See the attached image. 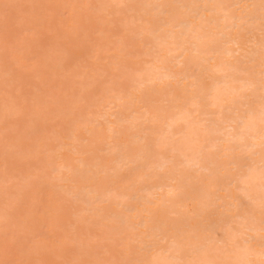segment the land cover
<instances>
[{
  "label": "bare ground",
  "instance_id": "1",
  "mask_svg": "<svg viewBox=\"0 0 264 264\" xmlns=\"http://www.w3.org/2000/svg\"><path fill=\"white\" fill-rule=\"evenodd\" d=\"M227 1L107 0L108 6L125 4L128 7H126V11L132 12L129 18L122 17L123 21L121 20L122 23L119 24H122L123 29L132 28L135 23H138L137 25L142 23L139 25L141 28L136 30L137 33L135 32L136 36L133 35L142 41L147 40L140 44L146 46L141 55L149 57L151 61L149 66L145 64L146 67H136V77L133 79L134 81L132 80L134 91L127 96L120 92L115 96L111 95V99L107 97L108 110L103 113L98 111L97 113L100 114L96 115L97 117L86 118L87 120L85 119L86 121L84 120L82 124H75L74 132H71L72 135L69 137L66 135L71 141L68 143L58 141L55 154L50 155L53 149H48L52 150L48 151L49 157L54 156L59 159L64 154L63 150L65 151L66 148L68 150V146H70V152L80 155L74 160L75 163L78 161L76 164L69 160V162L58 163L55 162L56 160L48 159L54 166L53 169L51 168L52 171H49L52 172L51 176L48 175L49 173L47 175L44 173L41 176L45 179L50 176L52 186L57 189L67 186L65 191L69 201L85 203L86 207H82L83 209L79 212L85 210L84 213L89 212L92 216H97L101 222L105 221L106 223L103 225L107 226L113 234L117 237L120 234L123 235L121 236L122 241L128 239L131 243L134 240L135 243L137 241L139 248L135 250H128L130 248L128 245L125 246L126 252L121 248L123 254H120L121 260L132 259V261L130 260L131 264L133 260L135 261L133 264H189V262L207 261H214L216 264H234L237 261L246 264L247 261H252L253 264H260L259 253L262 240L259 225L262 218L259 216L262 214L260 201L264 198V188L261 184V173L264 171L261 165L264 163V155H262L260 145L264 141V122L261 120L260 106L262 105L259 102V99L261 100L260 79L256 76L261 71V54L264 51V23H262L264 15H262L261 0H233L234 2L232 1L233 3H229V5ZM160 5L164 7H156ZM192 5L199 7L193 8ZM236 7L237 9H235ZM123 10L122 13H124ZM109 11L111 12V10ZM117 12L121 13L120 10ZM92 16L94 18V15ZM155 18H160V23L157 26L152 25ZM247 34L250 35L248 40L246 39ZM247 45L250 49L246 48ZM118 54L123 55L122 53ZM125 56L128 57L129 54ZM227 58L233 60H226ZM126 59L123 61L126 62L125 64H129L131 57ZM115 63L117 64V62ZM125 64L123 66L127 67ZM192 66L198 73L191 70ZM256 66L260 69L255 71ZM117 78L121 80V77ZM205 79H209L207 84ZM181 83H183L181 88L173 87L165 90L166 86H175ZM249 83L254 84L255 87L249 89ZM110 90L107 91V94L111 92ZM239 92H244L245 95L242 93V95L237 94L238 97L234 96ZM163 100L167 103L164 105L157 103ZM258 104L259 106H257ZM126 111L129 113L126 114ZM225 112H229L231 115L224 116ZM213 114L218 115V118L209 117ZM99 118H103L107 125L108 134L105 137L112 139L105 152L109 155L119 154L117 156L119 160L116 159L118 160L116 171L122 170L126 165L137 164V168L140 169L136 173V177L132 178L134 179L133 184L140 183L141 185L142 182H145L142 185V191H145V194L138 193L133 188L134 185H127L126 188L132 192L118 191L114 186L109 188L108 184L103 186H107L109 189L106 188L107 190L104 191L101 188L100 181H103L105 176L100 178L97 176H100V172L107 174L109 170L110 172L111 170L115 171V168L103 165L100 153L94 157L92 162H88L90 159L86 160L85 157L87 153L91 154L96 150L94 146L98 142L97 135L101 133L97 129L99 126H96ZM124 124H126L125 127L120 130L119 126ZM81 130L82 134L79 133ZM215 133L219 136L214 140L212 135ZM66 136L65 138H67ZM61 140L62 138H60ZM34 151L36 150L34 149ZM99 151L101 152V149ZM67 155L69 154L65 152L64 156ZM223 157L227 158L226 162L220 161ZM245 158L249 162H242L241 159ZM50 162L49 164H51ZM41 168L46 169L45 165ZM188 169H194L195 174H188ZM15 170L17 169L15 168ZM221 170H225V172L220 174ZM30 174L32 175V173ZM241 174L247 178L237 187L236 177ZM204 177H206L207 183L203 187L201 182ZM27 178H30V175ZM95 178L96 180L91 182ZM97 178L100 181H97ZM162 178L165 180H161ZM1 179V182L5 180V178ZM81 181H85V184L80 185ZM5 182L3 181V184ZM87 182H91V184ZM28 183L26 184L30 185ZM113 183L115 180H112ZM47 184L50 186L51 182L48 180ZM26 187L24 186V188ZM18 188L20 192V187L18 186ZM4 191L3 194L8 195L9 192L4 193ZM15 191L18 194V190L15 189ZM222 191L228 192L227 196L230 200L223 203L226 204L228 214H231L230 219L225 220L221 217L217 221L212 219L213 222L204 224L205 228H201L203 230L201 234L211 230L216 232V235L217 232L220 233L221 238L229 235L236 238L240 236L243 238V243H239L238 247L230 252H224L214 247L201 250V241L197 239L201 234L198 231L212 206L222 198V195L219 194ZM64 193L63 191V196ZM10 194L13 195V193ZM239 197H242L248 204V207H245L246 209L243 211L240 210L245 203L240 201ZM133 199L136 202H132ZM112 204L115 206L113 207ZM10 205L12 206V204ZM108 206H112L113 210L107 212L110 209L107 208ZM105 209L107 210L105 211ZM223 210L225 209L223 208ZM235 211L241 212L237 213L239 215L237 228L232 226L234 219H232V213ZM163 212H166V217L163 216ZM77 214L79 213L76 212L75 215ZM173 214L180 215L179 222L172 219ZM91 215L89 216L91 217ZM90 217L88 221L92 220ZM4 218L5 214L0 213V222ZM249 221H254L251 230ZM84 222L87 223V221ZM103 228L105 229V227ZM73 238L75 241L76 237ZM100 240L102 242L103 238ZM111 240L109 239V241ZM237 241L239 240L237 239ZM76 242L79 243V241ZM123 243H120V246ZM66 244L68 245V243ZM66 244L64 243V245ZM111 245L113 246V244ZM132 247L134 246L132 245ZM107 262L109 263V261ZM67 264L69 263L67 262Z\"/></svg>",
  "mask_w": 264,
  "mask_h": 264
},
{
  "label": "rangeland",
  "instance_id": "2",
  "mask_svg": "<svg viewBox=\"0 0 264 264\" xmlns=\"http://www.w3.org/2000/svg\"><path fill=\"white\" fill-rule=\"evenodd\" d=\"M106 1L107 0H0V213H4L6 218V220L4 218L0 222V261H11L14 262V264H67V262L69 263L71 260H102L106 261L107 264H112V261H116L117 264H129L132 261L130 258L133 255L129 258L131 261L128 259L121 260V255H123L122 249L126 252L127 248H125V246L127 245L130 247L128 248L130 251L139 248L135 240L132 241L133 243L130 242V239L122 241L121 236L123 235L120 234L117 237L107 226L103 225L106 222H101L97 216H92L89 212L84 213L85 210H83V212L81 211V214L79 211L85 208L86 204L76 201L78 203L77 206V203L74 202L75 200H70L71 203L65 191L67 186L63 189H57V187L52 186V181L49 179L52 173L49 171L54 167L50 160H56L55 162L58 163H65V161L74 162L80 155L74 154L72 151L70 152V146H68V150L66 148L67 151L63 150L64 154L65 152L69 154L66 156L67 158L63 154L59 159L54 156L49 157L48 154L52 150L49 151L48 149H53L50 155L55 154L59 142L68 143L71 141V139L68 140V137L72 135L71 132H74L75 124H82L86 118L93 119L97 117L98 114H100L97 113L98 111L103 113V111L105 112L108 110L107 97L111 99L112 96L120 92L127 96L130 92L134 91V85L132 84L134 82H132V80L136 77V67H144L145 64L149 66L151 61L149 57L141 55L143 52L142 50H144L146 46L140 44L147 40L144 39L142 41L140 38H135V32L137 33L139 30L138 28H141L139 25L142 23L139 25L135 23V25H133V30V27L129 28L130 30L126 28L123 29L122 24L119 23H122L123 18H129L132 12L129 11V13L126 11L127 6L125 4H113L112 7L108 6ZM232 1L233 0H228L227 4H232L234 2ZM5 3L23 6L21 8L9 10L7 26L5 25L4 11L2 8V5ZM94 6L96 7L95 9ZM121 9H124V13H122ZM232 9L234 10L233 7ZM235 9H237V7ZM92 10H94V12H92ZM109 10H111V12ZM117 10H120L121 13L119 14ZM91 14L94 15V18ZM100 17L102 19H99ZM159 19L160 18H155L152 21V25L157 26L160 23ZM249 36L248 34L246 35L247 40ZM139 40L140 43H138ZM247 40L246 42L248 44ZM129 41L131 42L129 43ZM138 45L143 47L140 48ZM249 45L251 46L250 43ZM247 47L248 45L246 48ZM247 49H250V47ZM118 53H122L123 55L121 56ZM128 54L131 57V61L129 64H125L126 62L123 60L126 58V60L130 59L129 56H125ZM228 59L233 60L230 58L226 60ZM115 62H117V64ZM124 64L127 65V67L123 66ZM190 68L194 73H198L193 66ZM254 69L256 71V69L259 70L260 68L256 66ZM255 73L256 72H254V74ZM114 74L121 77V80ZM256 77L260 79V74ZM205 80L207 84L209 79ZM182 86L183 83L176 84L175 86L170 85L169 87L166 86L165 90L173 87L181 88ZM109 89H111V92L107 94ZM242 93L245 95L244 92ZM242 93H236L234 96L238 97L237 94L242 95ZM159 98L161 100V97ZM161 102L157 103L159 105L167 103L164 100ZM259 102H261L260 99ZM106 104L107 106H105ZM257 106H259V104ZM139 110L141 109L139 108ZM128 111H126V114L129 113ZM229 115H231L229 112H225L224 116ZM217 116L218 115L213 114L209 117L216 119L218 118ZM104 121L103 118H99L98 124H96V126H99L97 128L99 132L101 131V133L97 135L98 142H96L94 146L96 150L91 152V154L87 153L85 157L87 158L86 160L90 159L88 162H92V160L94 161L95 159L94 157L98 156L100 153L99 155H102L101 161H103V165L115 168L118 166L119 158L117 156L119 154L109 155L105 152L106 148L110 146L112 139H107V137H105L108 133L106 129L107 125ZM99 122L102 123V125H99ZM125 125L126 124L120 125L119 129L122 130ZM79 133L82 134V130L79 131ZM83 133L85 134L84 130ZM66 135H68V137ZM65 136L67 138H65ZM79 136L82 137V135ZM218 136L219 134L215 133L212 135V138L215 140ZM98 137L101 138L99 139ZM60 138H62L63 141H60ZM26 149L27 151H25ZM34 149L36 151H34ZM45 149L49 152L42 151ZM99 149H101V152ZM105 156L108 157L106 158ZM117 158L118 160H116ZM226 160V157L220 159L221 162H226ZM241 160L244 163L249 162L246 158ZM49 162L51 164H49ZM76 163H78V161ZM44 165L46 169L41 168L44 167ZM33 167H35V169H33ZM15 168L17 170H15ZM139 169L140 168H137V164H130L128 166L126 165V167L120 171H116L115 168V171L111 170L110 172L109 170L107 174L103 172L102 174L100 172V176L97 177L100 178L105 176V178L103 181L97 178V181H100L101 188L104 191L113 186L116 187L118 191H124L127 190L126 188L129 185H134L135 187L133 186V188L136 189L138 193L145 194V191H142V185H144L145 182H142L141 185L140 183L137 185L133 184L134 179L132 178L136 177V173ZM26 170L29 172L31 171L30 173H32V175ZM193 170L194 169H188L187 173L195 174ZM222 172H225V170H221L220 174ZM44 173L46 175L49 173V178H47V176V179L42 177L41 175ZM26 174L28 176L30 175V178H27L28 176ZM107 175L109 177H106ZM1 178H5L3 181H6L4 184L7 183L5 185L6 188L3 181L1 182ZM203 179L204 182L202 181L201 184L203 183L202 186L204 187L206 186L207 179L206 177ZM48 180L51 182V185L49 184L50 186L47 184ZM95 180L96 178L91 182ZM112 180H115V183L112 184ZM161 180L165 179L162 178ZM15 181L19 182L16 183ZM25 182H29L28 184L30 185H27ZM84 182L85 181H81L80 185L85 184ZM91 182L87 183L91 184ZM104 184H108L109 188L103 186ZM23 185L27 187L24 188ZM18 186L20 187V192ZM13 187H16L15 189L18 190V194H16L17 191H15ZM3 191L4 193L9 192L7 193L8 195L3 194ZM63 191L65 192L64 196ZM127 191L132 192L130 189ZM219 194L222 195V198L212 206L211 213L209 212L206 218L203 219L198 233L201 234L203 231L202 229L205 228L204 224L207 225L209 222L217 221L220 217L225 220L230 219L231 214H228L225 207L226 204L223 203H227L230 200L227 196L228 192L222 191L219 192ZM239 200L244 201L242 197H239ZM11 201H15V206H13L14 204ZM132 202H136V200L133 199ZM10 204H12V206ZM112 205L113 207L115 206L114 204ZM242 207L240 211L246 209L248 204L245 203ZM107 208H110L109 210L105 209V211L107 210L108 212L112 209V206H108ZM223 208L225 210H223ZM120 209L123 208L120 207ZM240 211L232 213V219H235H233L232 226L236 228L237 222L239 221L238 214L241 213ZM76 212L79 213L77 214L79 216L75 215ZM80 214L83 216L81 217ZM89 215H91V217ZM163 216L166 217V212H163ZM89 217L92 220L88 221ZM171 217L175 222H179L180 220L179 214H173ZM259 217L262 218V214H260ZM84 221H87V223ZM94 222L95 224H93ZM96 222L99 223L97 224ZM103 227H105V229ZM207 233H210L214 238L220 237V233L218 232L217 235L215 234L216 232L214 233L211 230L207 231ZM73 237H76L75 241ZM102 238L103 240L101 242L100 239ZM69 239L73 240L69 241ZM109 239L111 241H109ZM237 239L239 240L238 245L239 243H243V238L239 236ZM114 240L115 242L113 243ZM76 241H79V243ZM64 243H68V245H64ZM120 243L123 244L120 246ZM111 244H113L114 248ZM132 245L134 247H132ZM137 250L140 251L139 249ZM105 251L108 252L105 253ZM132 258H134V256ZM107 261H109V263ZM134 262L133 260V263Z\"/></svg>",
  "mask_w": 264,
  "mask_h": 264
},
{
  "label": "snow or ice",
  "instance_id": "3",
  "mask_svg": "<svg viewBox=\"0 0 264 264\" xmlns=\"http://www.w3.org/2000/svg\"><path fill=\"white\" fill-rule=\"evenodd\" d=\"M23 6L20 5H12L5 3L2 5L3 11H4V20H5V25L7 26L8 20H9V10L14 9V8H21ZM156 7H164L163 5L156 6ZM193 8H198V5H192ZM261 8H262V15H264V0H261ZM262 23H264V20H262ZM255 85L252 83L248 84V88L252 89L254 88ZM260 90H261V120L264 122V51H262L261 54V71H260ZM261 152L262 155H264V141H262L261 145ZM262 169H264V163L261 165ZM251 171V169H249ZM247 177L243 174L240 176L236 177V186L238 187L240 184L244 182V180ZM261 184L262 188H264V171L261 173ZM230 207V204H229ZM260 207H261V212H262V219L260 221L259 225V232L261 234V248H260V264H264V198L261 199L260 201ZM249 228L254 226V221H249ZM198 240L201 241V250H206L208 247H214L219 250H222L224 252H230L235 250L238 247V241L237 238L233 235L225 236V237H217L213 238L210 234L207 232L199 235L197 237ZM0 264H14V262L11 261H0ZM69 264H106L105 261L102 260H95V261H83V260H73L70 261ZM112 264H117V262H112ZM189 264H216L214 261H207V262H189ZM234 264H241V262L237 261L234 262ZM246 264H253L252 261H247Z\"/></svg>",
  "mask_w": 264,
  "mask_h": 264
}]
</instances>
